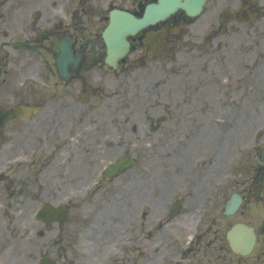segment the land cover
Listing matches in <instances>:
<instances>
[{"label": "flooded vegetation", "instance_id": "obj_1", "mask_svg": "<svg viewBox=\"0 0 264 264\" xmlns=\"http://www.w3.org/2000/svg\"><path fill=\"white\" fill-rule=\"evenodd\" d=\"M157 2L0 0V264H264L242 107L264 102V0L178 11L108 63L112 13Z\"/></svg>", "mask_w": 264, "mask_h": 264}, {"label": "water", "instance_id": "obj_2", "mask_svg": "<svg viewBox=\"0 0 264 264\" xmlns=\"http://www.w3.org/2000/svg\"><path fill=\"white\" fill-rule=\"evenodd\" d=\"M207 1L208 0H160V5L150 9L148 16L144 18V20L138 21L131 17L124 16L114 21L110 29L107 30L109 44L113 48L110 54V60H115L117 57L124 55L125 46L122 44L126 35L133 34L147 24H153L159 20H164L179 9L186 11L190 16H196ZM119 45L122 46L119 47Z\"/></svg>", "mask_w": 264, "mask_h": 264}, {"label": "rangeland", "instance_id": "obj_3", "mask_svg": "<svg viewBox=\"0 0 264 264\" xmlns=\"http://www.w3.org/2000/svg\"><path fill=\"white\" fill-rule=\"evenodd\" d=\"M243 109L251 110L257 116V126H262V121H264V102H254V103H246L242 104ZM226 170L231 169V167L226 166ZM146 194L151 195L152 192V183H145ZM110 216H106L108 219ZM112 217V216H111Z\"/></svg>", "mask_w": 264, "mask_h": 264}]
</instances>
